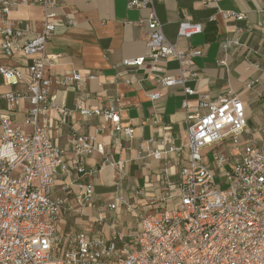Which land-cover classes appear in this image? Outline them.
Masks as SVG:
<instances>
[{
  "label": "built area",
  "instance_id": "2783aa9c",
  "mask_svg": "<svg viewBox=\"0 0 264 264\" xmlns=\"http://www.w3.org/2000/svg\"><path fill=\"white\" fill-rule=\"evenodd\" d=\"M157 1L126 0L129 9L148 11V33L145 56L125 60L123 65L141 68L148 62L149 70L160 71L156 63L174 59L180 76L158 78L157 82L162 88L182 86L185 97L191 96L195 91L185 87V82L198 77L192 59L201 52H178L167 41L155 13ZM59 2L0 0V50L6 58L20 54L29 59L25 77L21 67L0 65V81L12 87L24 85L29 107L23 124L30 128L24 132L0 117V264H264V136L261 147L253 141L242 142V135L249 134L246 111L239 97L232 94L215 100L201 98L195 107L186 98L183 101L187 156L172 188L170 209L156 206L165 199L152 203L151 210L139 219V230L126 243L124 237H117L123 243L120 247L114 240L89 239L84 232L74 237L56 234L61 201L52 200L50 194L57 172L69 169L64 152L49 138L43 117L47 108L55 109L62 121L69 116L49 96L52 81L46 74L51 58L45 49L55 32ZM29 5L43 9L38 27L9 19L12 11ZM218 13L225 20L245 18L233 12ZM202 32L203 24L183 17L177 36L190 39ZM94 78L70 73L60 83H85ZM22 98L18 92L3 95L11 110ZM159 98V92L150 95L152 101ZM75 110L102 117L114 131L133 135L130 127L120 126L115 105L105 111L82 106ZM227 142V149L234 153L225 149ZM166 145L165 150L156 149L151 156L160 159L182 151L172 143ZM71 146L78 159L73 169L80 174L85 170L79 158L94 151L103 154L104 148L80 136L72 139ZM217 175L225 188L215 182ZM92 194L91 185H85L77 202L90 204ZM118 201L126 205L121 198ZM108 208L114 210L115 203Z\"/></svg>",
  "mask_w": 264,
  "mask_h": 264
},
{
  "label": "crops",
  "instance_id": "0c3cea01",
  "mask_svg": "<svg viewBox=\"0 0 264 264\" xmlns=\"http://www.w3.org/2000/svg\"><path fill=\"white\" fill-rule=\"evenodd\" d=\"M205 1L155 3V13L167 41L178 52L189 49L201 52L192 59L198 77L185 82V87L195 94L185 97L182 86L162 88L157 82L158 78L180 76L176 60L156 63L160 71L149 70L148 62L141 68L123 65L125 60L146 54L147 10L129 9L126 0H60L55 32L45 49L51 58L46 74L52 81L49 96L69 116L62 121L55 109L47 108L43 117L48 136L64 152L69 169L57 172L50 194L52 200L61 201L56 220L58 236L74 237L84 232L89 239L114 240L120 247L123 243L117 237H124L126 243L139 230V219L151 210L152 203L165 199L164 204L156 206L171 208L172 188L187 156L182 108L185 98L195 107L201 98L215 100L221 95H237L245 107L250 134L242 135L241 140L262 146L264 0H213L206 4ZM218 12L243 14L245 18L225 20ZM42 16L40 5H29L12 11L8 17L37 26ZM183 17L203 24V32L190 39L179 38L177 29ZM28 64V58L20 54L6 58L0 50V65L21 67L23 77ZM70 73L95 78L62 85L60 81ZM9 92L23 96L13 110L3 99ZM154 92L160 93L156 101L150 99ZM111 105L118 109L120 126L133 130L132 137L114 131L102 117L82 115L75 110L82 106L105 111ZM28 107L22 83L12 87L0 81V117L8 118L14 127L27 132L30 128L23 121ZM79 136L91 138L95 145H104L103 154L94 151L79 158L83 174L73 169L78 159L71 144ZM167 143L182 151L154 159L152 152L165 150ZM226 144L225 149L230 150L229 143ZM85 185H91L93 194L90 204L81 205L77 199ZM120 198L126 205L119 203ZM114 203L116 208L109 209Z\"/></svg>",
  "mask_w": 264,
  "mask_h": 264
},
{
  "label": "rangeland",
  "instance_id": "374dc122",
  "mask_svg": "<svg viewBox=\"0 0 264 264\" xmlns=\"http://www.w3.org/2000/svg\"><path fill=\"white\" fill-rule=\"evenodd\" d=\"M210 157H211V153L209 152V153L207 154V158L210 159ZM215 182H216L217 184H219V185H220V183H222V181L220 180L219 175L215 176ZM220 187H221V188H225V185H220Z\"/></svg>",
  "mask_w": 264,
  "mask_h": 264
}]
</instances>
